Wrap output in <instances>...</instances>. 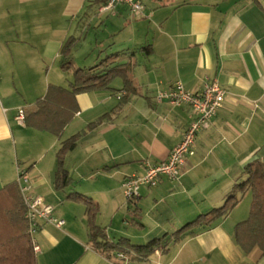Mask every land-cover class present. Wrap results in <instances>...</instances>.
I'll list each match as a JSON object with an SVG mask.
<instances>
[{"label": "crops", "instance_id": "crops-1", "mask_svg": "<svg viewBox=\"0 0 264 264\" xmlns=\"http://www.w3.org/2000/svg\"><path fill=\"white\" fill-rule=\"evenodd\" d=\"M141 2L142 14H134L124 4L101 11L103 2L96 0H0V188L23 172L27 193L42 197L64 220L61 227L38 224L32 235L37 264H116L114 256L92 248L85 206L66 199L68 193L94 200L96 223L109 239L144 244L221 205L245 164L264 163V0ZM69 37L76 39L70 51L75 67L117 53L116 62L129 65L135 90L126 92L116 77L108 89L77 94V109L56 137L15 116L19 107L31 110L48 85L68 86L72 71L60 68V48ZM207 80L226 90L222 106L197 133L180 177L161 175L155 185L141 186L132 213L122 181L143 174L145 159L165 160L194 117L185 104L157 102L155 93L176 81L196 92ZM112 110L65 155L71 182L56 190L61 141ZM250 201L247 193L224 218L142 262L264 264L259 248L244 252L234 236Z\"/></svg>", "mask_w": 264, "mask_h": 264}, {"label": "trees", "instance_id": "trees-1", "mask_svg": "<svg viewBox=\"0 0 264 264\" xmlns=\"http://www.w3.org/2000/svg\"><path fill=\"white\" fill-rule=\"evenodd\" d=\"M103 2L104 0H96ZM76 39L69 37L61 46L63 71H72V79L67 87L50 84L44 95L38 97L31 110L25 112L23 123L35 129L44 130L56 137H60L65 125L72 119L76 109V95L92 90H105L110 82L120 77L124 90L134 92L132 80L129 76V65L117 63L118 54L112 53L98 61L95 65L82 68L75 67L70 57V51ZM120 98L126 100L127 94ZM115 111V110H114ZM113 110L106 113L86 127L61 141L56 152V170L54 172V187L64 189L71 182L64 167L65 155L73 150L80 137L87 130L98 126L105 119H109ZM250 193L251 201L245 219L234 226V236L244 252L254 247L264 253V163L256 158L245 164L240 179L233 183L221 205L207 212L198 214L192 220L181 225L172 233L154 237L144 244H132L128 238L119 237L117 240L108 238L105 229L96 223L98 206L92 198L78 192L66 194V199L80 201L85 206L88 239L92 248L105 258L114 256V252H121L137 261H145L154 252L168 250L169 243L179 241L184 234L194 235L193 229L199 226L210 227L214 221L224 218L246 195ZM137 197L130 200L132 213H136ZM26 214V205L17 181H11L0 188V264H37L36 251L33 246L32 234ZM119 262L116 261V264Z\"/></svg>", "mask_w": 264, "mask_h": 264}, {"label": "built area", "instance_id": "built-area-1", "mask_svg": "<svg viewBox=\"0 0 264 264\" xmlns=\"http://www.w3.org/2000/svg\"><path fill=\"white\" fill-rule=\"evenodd\" d=\"M119 4L126 5L130 12L134 14H142L143 12L144 6L141 0H104L100 10L111 12ZM225 95L226 90L224 88L215 81L209 80L205 81L200 90L196 92L186 90L179 81H176L173 85L160 89L155 93L154 99L157 102H168L175 105L185 104L191 108L194 117L184 129L180 142L170 150L165 160L151 162L145 159L142 162L144 167L143 174L128 176L122 181L121 187L127 201L133 200L138 196L141 186L155 185L161 175H165L172 180L180 177L185 166L186 157L194 152L193 147L197 133L210 125L213 116L222 106ZM24 116V108H17L16 121L23 123ZM26 181L25 174L19 172L17 182L26 205L25 217L28 221L29 232L33 235L41 221L61 227L64 224V220L55 216L53 207L46 203L42 197L28 194V188L20 184V182L25 183ZM33 246L37 252L39 246L34 240ZM114 257L119 262L118 264H147L121 252H114ZM154 264L161 263L156 262Z\"/></svg>", "mask_w": 264, "mask_h": 264}, {"label": "rangeland", "instance_id": "rangeland-1", "mask_svg": "<svg viewBox=\"0 0 264 264\" xmlns=\"http://www.w3.org/2000/svg\"><path fill=\"white\" fill-rule=\"evenodd\" d=\"M87 65H88V64H87ZM26 107L29 109V107H30V104H28V103H27V104H26Z\"/></svg>", "mask_w": 264, "mask_h": 264}]
</instances>
